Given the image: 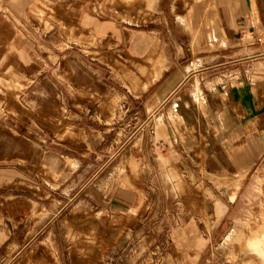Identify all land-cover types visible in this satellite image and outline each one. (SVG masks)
I'll use <instances>...</instances> for the list:
<instances>
[{
  "label": "rangeland",
  "instance_id": "374dc122",
  "mask_svg": "<svg viewBox=\"0 0 264 264\" xmlns=\"http://www.w3.org/2000/svg\"><path fill=\"white\" fill-rule=\"evenodd\" d=\"M175 1L0 0V264L264 261V62Z\"/></svg>",
  "mask_w": 264,
  "mask_h": 264
},
{
  "label": "crops",
  "instance_id": "0c3cea01",
  "mask_svg": "<svg viewBox=\"0 0 264 264\" xmlns=\"http://www.w3.org/2000/svg\"><path fill=\"white\" fill-rule=\"evenodd\" d=\"M234 2L231 5V10L222 9L219 13L220 19L215 20V22H221L225 26V31L222 37L227 40V42H222L217 51L220 54H215L212 57L215 59L221 60V58H216L218 56L222 57V65L228 63L229 65L234 66H247L250 67L255 62L254 60L264 62V40L262 42H257L256 37L262 36L264 38V30L257 32V24L264 23V11H259L257 9V5L255 0H233ZM192 6L191 13H189V19L194 16L195 6ZM191 24L192 21L190 20ZM214 21L208 23V31L207 32H216ZM196 30V29H195ZM246 31H248L246 33ZM222 33V32H221ZM251 34V36H250ZM216 37V36H215ZM148 56H153V52H155L160 46V41L158 39H149L148 40ZM226 43V44H225ZM225 45V46H224ZM131 47H135V42H130ZM216 51V52H217ZM228 51L233 52V54H228V57H232L231 61H227V54L221 52ZM159 51L156 53L157 60H162L161 57L166 55L165 51L162 50L159 54ZM155 55V54H154ZM209 54H203L200 56V65H204L210 59ZM260 58V59H259ZM255 142V137L251 139V145L249 146L248 153L250 156H253L256 153V146L253 145ZM263 148V149H262ZM262 151L264 150V146H262ZM181 182V181H179Z\"/></svg>",
  "mask_w": 264,
  "mask_h": 264
},
{
  "label": "bare ground",
  "instance_id": "6f19581e",
  "mask_svg": "<svg viewBox=\"0 0 264 264\" xmlns=\"http://www.w3.org/2000/svg\"><path fill=\"white\" fill-rule=\"evenodd\" d=\"M133 1H135V0H133ZM148 1L151 2V1H154V0H148ZM182 1H185V0H176L175 3H176V5H178V6L181 7V5H183V3H184V2H182ZM199 1H200V0H197V1L195 0L194 3H198ZM151 4H152V3H151ZM184 5H185V4H184ZM190 9H191V6H189V10H190ZM157 46H158V45H156V48H157ZM253 241H255V240H253ZM260 242H261V240H260ZM260 242H259V243H260ZM257 243H258V242H257ZM262 243H263V242H262ZM250 246H251V245H250ZM258 254H259V253H258ZM260 254H261V253H260ZM262 256H264V255H262ZM260 260L262 261V258H261ZM253 262H254V261H253ZM263 262H264V261H263ZM263 262H262V264H263ZM246 264H247V263H246Z\"/></svg>",
  "mask_w": 264,
  "mask_h": 264
},
{
  "label": "built area",
  "instance_id": "2783aa9c",
  "mask_svg": "<svg viewBox=\"0 0 264 264\" xmlns=\"http://www.w3.org/2000/svg\"><path fill=\"white\" fill-rule=\"evenodd\" d=\"M264 40V38L262 37V36H258L257 38H256V41L257 42H262Z\"/></svg>",
  "mask_w": 264,
  "mask_h": 264
}]
</instances>
